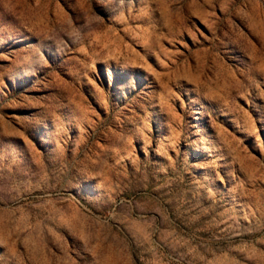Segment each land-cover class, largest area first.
<instances>
[{
	"label": "rangeland",
	"instance_id": "374dc122",
	"mask_svg": "<svg viewBox=\"0 0 264 264\" xmlns=\"http://www.w3.org/2000/svg\"><path fill=\"white\" fill-rule=\"evenodd\" d=\"M0 264H264V0H0Z\"/></svg>",
	"mask_w": 264,
	"mask_h": 264
}]
</instances>
